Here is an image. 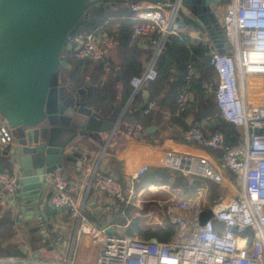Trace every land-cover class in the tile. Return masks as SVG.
I'll return each mask as SVG.
<instances>
[{
    "label": "built area",
    "instance_id": "2783aa9c",
    "mask_svg": "<svg viewBox=\"0 0 264 264\" xmlns=\"http://www.w3.org/2000/svg\"><path fill=\"white\" fill-rule=\"evenodd\" d=\"M128 5L136 13L131 42H144L151 49L146 70L131 80L137 94L158 78L157 63L166 53L168 43L172 38L181 39L190 23L183 15L182 0L128 2ZM222 23L229 52L215 50L209 34L200 39L216 72V81L205 83L203 88L215 98L222 117L238 129L241 137L235 145L228 146L222 132L204 134V121H193L183 137L201 148L219 151V161L236 175L242 184L241 191L229 200L211 205L213 218L201 224L202 213L209 210L201 200L172 196L165 201H144L142 193L136 194L134 187L125 193L116 177L103 170L102 156L89 159L85 168L88 189L103 192L111 209L133 206L139 218H150L156 225L169 221L176 226L175 235L162 242L154 237H131L126 233L127 226L99 227L92 223L58 169L52 174L51 204L57 209L68 206L69 224L75 226V232L70 255L52 264H264V104L248 101L249 93L255 90L251 79L264 80V0H231ZM70 42L77 61L106 63L116 45V35L80 31L70 37ZM105 69L109 71V66ZM197 76V69L189 65L186 84L177 98L179 114L187 113L193 105L191 82ZM155 109L157 103L151 101L143 112L149 114ZM14 140L12 129L4 120L0 123V146H10ZM162 166L226 183L220 168L206 158L169 151ZM149 167L146 164L139 167L131 175L132 182L145 175ZM20 188L19 175L0 171V199H15ZM148 205L156 208L159 216L147 209ZM108 229H112L111 234ZM78 243L82 247L74 257Z\"/></svg>",
    "mask_w": 264,
    "mask_h": 264
},
{
    "label": "water",
    "instance_id": "95a60500",
    "mask_svg": "<svg viewBox=\"0 0 264 264\" xmlns=\"http://www.w3.org/2000/svg\"><path fill=\"white\" fill-rule=\"evenodd\" d=\"M222 1L182 0L186 7L183 13L195 16L196 25L213 31V6ZM128 2L136 4L135 0H0V115L15 132L16 148L5 155L19 171L24 193L48 188L53 173L68 163H77L81 137L94 139L96 134L106 132L112 136L120 129V118H103L82 105L83 91L75 90L70 81L61 80L56 88L52 82L64 64V47L85 15L93 8ZM51 93L55 95V107L50 112ZM28 198L31 208L40 203L37 197ZM49 206L52 210L41 209L36 215H41L50 228V216L65 212L68 206ZM213 216L210 209L203 212L201 224Z\"/></svg>",
    "mask_w": 264,
    "mask_h": 264
},
{
    "label": "crops",
    "instance_id": "0c3cea01",
    "mask_svg": "<svg viewBox=\"0 0 264 264\" xmlns=\"http://www.w3.org/2000/svg\"><path fill=\"white\" fill-rule=\"evenodd\" d=\"M146 2L147 0H143L139 3L142 4ZM221 5L222 3L213 6V12L216 17V20L211 24L213 31H208L206 26L196 25L194 23L195 16L188 17L183 13L185 18L190 23V28L185 35L190 37L192 40L191 51L193 55L196 52V49L202 47L200 42L202 35L210 34V32L216 31L215 29L217 28L220 30L223 29L224 33L222 23L223 17L218 14L223 9V6L221 7ZM105 8H109L111 10V13L116 14V16L122 14L120 18L114 17L111 20L112 23L114 22L112 24V32H116V35L118 34L120 26L123 22L132 20L134 23H136V13L129 7L128 3H122L118 4L117 6ZM183 8L186 9L185 6ZM134 23L130 26V31H132ZM104 26L105 27L102 28V31H105L106 25ZM131 47H134L135 49L137 48L140 51H149L151 53V49L147 47V44L144 42H131ZM215 50L224 52V48ZM113 51H115V48L112 50V52ZM203 51L204 55L209 58L208 52L204 47ZM215 81L216 74L214 80L210 82L214 83ZM143 89L144 87L137 94H135L133 90L132 96L125 105H122L121 103L116 104L112 116L114 115L115 117L120 118L123 121L129 109L134 113L137 111H142L143 113V109L149 102H151L148 94L146 92L142 93ZM146 97L148 99L147 103H145ZM197 105L198 104L196 103V97L194 94L193 105L185 116L181 117L180 114H178L175 119H173L171 112L160 109L163 115L161 114L159 116L157 122H154L152 125H147L146 127L144 126V123L141 122L136 128L134 126L135 119L133 117H128V121L127 123H125L124 127L126 133L121 134L120 141H117L116 139V134L118 131H116L112 136L110 132H106L96 134V138L94 139L91 137H81L78 140L76 150L79 153V157L77 163H68L67 166L60 169L58 173H60L67 179L71 195L81 206L84 207L85 216L92 223L98 225L99 227L111 226L115 228L116 226H121L119 224L113 223V217L119 213L122 207L125 206L120 205L118 209H111V203L103 192L92 188L88 189L87 181L85 179V168L88 160L91 158L99 159L100 156H102L101 167L104 171L115 176L118 181L119 178L115 173L121 170L123 176L127 180V185L129 186V188L134 187V185L139 180L138 179L137 181L132 182L131 175L142 165H149V170L154 168L164 169V167L162 166V159L169 151L177 152L183 155L195 156L198 158H206L210 162L217 165L220 169H226V171H228L234 179H237L236 175L225 168L219 161V151H211L209 149L201 148L196 144L188 142L184 139L183 132L185 130L183 128V125H187L189 128L192 125L193 121L205 122L203 132L206 136H210L214 132L219 131L217 129L218 125L216 124L215 117L207 116L198 118L195 115L196 112H198ZM155 110H159L158 104L157 109ZM92 111L95 112L94 110ZM176 119L179 121H176ZM3 121L4 119L0 115V123H2ZM162 121L166 122L165 125L164 123H162ZM152 127L154 128V130L151 133L156 134L157 137L155 136L156 138L154 140H160L159 145H152L142 134V130H144V128L148 132V129ZM15 148L16 139L10 146H0V171L10 174H20L14 164H12L11 157L5 155L7 151L12 152ZM113 160H116L118 164L114 163ZM225 180L226 184H228V180ZM152 189L167 191L166 188L151 186V188L149 187L148 189L140 192L142 193L141 198L144 201H165L159 199L156 196L154 190L150 194H148V192H150V190ZM44 191L46 192L45 195ZM167 192H169V198H171L172 196H176L178 199H180L176 193L170 191ZM53 193V178L52 176H50V184L48 188H45L44 190H39L35 193L30 194H26L22 190H20V194H17L15 199H0V217H2L5 213H8L13 219L15 233L11 242L17 244L21 252V256L19 257L0 258V264H52L55 262H59L57 261L56 257L66 259L70 255L72 248L71 239L75 232V226L73 224H69V211L66 210L65 212H60L57 216H50V222L53 224L52 229L45 225L41 215H36L37 211H40L41 209L44 212H46L47 210H52L49 204L51 203V197ZM206 193V191H203V199L199 200L202 201L207 209H210L211 205L213 204L210 202L209 193ZM145 194L146 198L143 197ZM29 196L37 197L40 200V203L37 206L31 208L32 204L29 201ZM226 198L227 194L225 195L224 199L229 200ZM204 199L205 201H203ZM129 207H131L132 209V219L139 218L135 208L133 206ZM147 209L153 211L156 210L154 207H151V205H148ZM141 219L146 220V223L148 225L150 224V219L148 220V218L146 217H141ZM129 223L130 221L128 222V224ZM81 247V243H78L75 247L74 257H76V254ZM12 259L16 260V262L12 263Z\"/></svg>",
    "mask_w": 264,
    "mask_h": 264
},
{
    "label": "trees",
    "instance_id": "16d2710c",
    "mask_svg": "<svg viewBox=\"0 0 264 264\" xmlns=\"http://www.w3.org/2000/svg\"><path fill=\"white\" fill-rule=\"evenodd\" d=\"M121 16L122 14L117 16L112 14L111 10L104 6L93 8L85 15L83 23L73 35L80 31L108 32L116 35V32H112L114 22L112 23L111 20L114 17L120 18ZM133 23L132 20H127L121 24L116 35L115 51L112 52L111 50L109 52L106 63L77 61L73 56V46L70 40L63 50L61 60L69 71L70 83L75 90L83 91L81 104L105 118L112 116L116 104L125 105L128 102L134 90L131 86V80L142 75L151 58L149 51H140L131 47L132 31H130V26ZM104 25H106V28L105 31H102ZM191 41V38L186 35L181 39L172 38L170 40L166 53L160 57L157 63L158 78L147 83L142 92L148 94L150 101L157 102L159 110L143 115L144 112L142 113V111L134 113L129 109L116 134L117 141H120L121 134L126 133L124 127L128 117L135 119L134 126L136 128L141 122L144 123L145 127L157 122L159 116L163 115L160 109L171 112L173 119H175L179 114L177 98L186 84L189 65H193L199 72V76L191 82L192 91L198 104V112L195 115L198 118L215 117L218 125L217 129L224 134L228 146H233L239 141L241 134L238 129L224 120L215 98L208 96L203 88L205 83L214 80L216 74L210 64V58L204 55L203 47L196 49L193 55ZM224 52H229V48L225 47ZM107 65L109 71L105 69ZM69 66L70 68H68ZM187 113L180 114V116L183 117ZM176 121L179 120L176 119ZM162 123L165 125L166 122L162 121ZM183 128L187 130L188 126L183 125ZM142 134L152 145H159L160 140H154L157 137L155 133L149 134L144 128ZM113 162L118 164L116 160H113ZM115 174L118 176L124 192L128 193L129 186L121 170ZM151 186L166 188L182 199L195 200L201 192L207 191L210 194L209 198L212 204L221 202L226 195L222 185L215 181L199 177H187L182 171L165 168L149 170L137 181L134 190L136 194H139ZM158 192L159 195L161 193L166 194L165 190ZM113 223L127 226L126 233L131 237L144 239L154 237L162 242L168 241L177 231L176 226L169 221H166L163 225H148L144 219H132L131 207H122L119 213L113 217ZM14 233V221L8 213H5L0 217V258L21 256L17 244L11 242ZM251 244L252 238L249 242V245Z\"/></svg>",
    "mask_w": 264,
    "mask_h": 264
},
{
    "label": "rangeland",
    "instance_id": "374dc122",
    "mask_svg": "<svg viewBox=\"0 0 264 264\" xmlns=\"http://www.w3.org/2000/svg\"><path fill=\"white\" fill-rule=\"evenodd\" d=\"M141 1L142 0H135L136 3H139ZM149 1H152V0H149ZM230 4H231V0H223L222 1L223 9L220 11V13H218L219 15H221V17H224L225 12H226V8ZM194 11H195V9H194ZM212 15L213 14H210V16H212ZM215 30L216 31L210 32V34H209L210 37H211V40L213 42L214 48L215 49H221V48L227 47V40L224 37L223 29L220 30V29L217 28ZM61 80L65 81V82L70 81L69 80V71L66 69L64 64L62 65V69L60 71V75L59 76H55L54 79H53V82H52L53 83V87L56 88L59 85V82ZM262 86H264V85H262L261 83L260 84L256 83L255 91L252 92V96H251L252 99H249V102H251L252 104H258V103H263L264 104V100H263L264 97L263 96L261 98H259V100H258V95H259V92H260ZM254 98H257V99H254ZM54 107H55V95H54V93H51L47 109H48V111L51 112L54 109ZM12 133H13V135L15 137L14 130H12ZM220 173H221L223 179H227L228 180V184L223 183V182H221L219 184L222 185V188L224 189V192L227 194V198L226 199H230V198L234 197L237 193H239L241 191L242 184L240 183V181L238 179H234L233 176H231V174L228 171H226V169L225 170L224 169H220ZM185 175L187 177H197V176L188 175V174H185ZM153 190L155 191V194H156V196L159 199H162V200L169 199V192H167V191H170V190L167 189V191H165L166 194L161 193L159 195L158 191H160V190L152 189V190H150V192H148V194H150ZM201 193H200V196L198 197V199H203V192H201ZM207 193H209V192H207ZM17 194H20V190L17 192ZM209 196H210V194H209ZM143 197L146 198V194ZM180 199H182V198H180ZM198 199H195V200H198ZM191 200H194V199H191ZM203 201H205V199ZM155 215L159 216L158 211H155ZM149 219L150 218H148V220ZM153 221L154 220L151 219L149 225H156V224H153ZM49 226H50L51 229L53 228L52 224H50ZM56 259H57V261H62L63 260V259H61L59 257H56Z\"/></svg>",
    "mask_w": 264,
    "mask_h": 264
},
{
    "label": "bare ground",
    "instance_id": "6f19581e",
    "mask_svg": "<svg viewBox=\"0 0 264 264\" xmlns=\"http://www.w3.org/2000/svg\"><path fill=\"white\" fill-rule=\"evenodd\" d=\"M250 83L251 84H255L254 86L256 87V83H261L262 85H264V81L263 80H261L260 82H259V80L257 81V80H255V79H251V81H250ZM255 91V90H254ZM253 91V92H254ZM252 92H250V94H249V97H248V101H249V99H252ZM263 96V86L261 87V90H260V92H259V95H258V100H259V98H261ZM254 99H257V98H254ZM253 101V100H252ZM251 103V102H250ZM221 206L219 205V206H217L216 208L217 209H219Z\"/></svg>",
    "mask_w": 264,
    "mask_h": 264
}]
</instances>
